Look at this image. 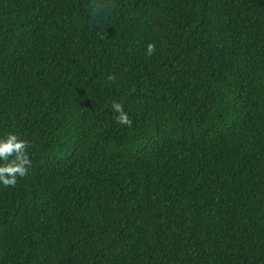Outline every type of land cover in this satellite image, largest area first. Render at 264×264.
<instances>
[{"label": "trees", "instance_id": "16d2710c", "mask_svg": "<svg viewBox=\"0 0 264 264\" xmlns=\"http://www.w3.org/2000/svg\"><path fill=\"white\" fill-rule=\"evenodd\" d=\"M8 131L0 264H264V0H0Z\"/></svg>", "mask_w": 264, "mask_h": 264}, {"label": "clouds", "instance_id": "9594fccd", "mask_svg": "<svg viewBox=\"0 0 264 264\" xmlns=\"http://www.w3.org/2000/svg\"><path fill=\"white\" fill-rule=\"evenodd\" d=\"M156 47L155 41L145 44V53L152 55ZM109 79H112L109 76ZM111 109L115 113L114 119L119 125L131 126L132 120L121 101L113 100ZM30 142L18 136L14 131L0 133V186H14L18 177L25 176L31 161L28 155Z\"/></svg>", "mask_w": 264, "mask_h": 264}]
</instances>
